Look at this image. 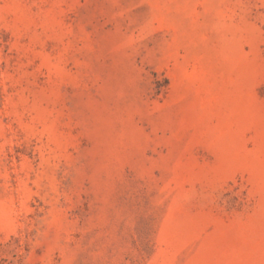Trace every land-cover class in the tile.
I'll return each instance as SVG.
<instances>
[{
	"label": "rangeland",
	"instance_id": "obj_1",
	"mask_svg": "<svg viewBox=\"0 0 264 264\" xmlns=\"http://www.w3.org/2000/svg\"><path fill=\"white\" fill-rule=\"evenodd\" d=\"M0 264H264V0H0Z\"/></svg>",
	"mask_w": 264,
	"mask_h": 264
}]
</instances>
